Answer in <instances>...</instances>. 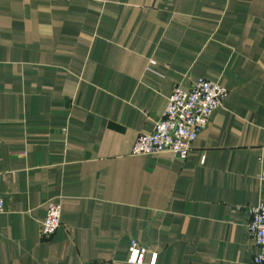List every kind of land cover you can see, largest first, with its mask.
<instances>
[{"label":"crops","instance_id":"1","mask_svg":"<svg viewBox=\"0 0 264 264\" xmlns=\"http://www.w3.org/2000/svg\"><path fill=\"white\" fill-rule=\"evenodd\" d=\"M200 77L229 95L188 158L132 154ZM262 175L264 0H0V264H254Z\"/></svg>","mask_w":264,"mask_h":264},{"label":"built area","instance_id":"2","mask_svg":"<svg viewBox=\"0 0 264 264\" xmlns=\"http://www.w3.org/2000/svg\"><path fill=\"white\" fill-rule=\"evenodd\" d=\"M55 1V0H53ZM229 95L222 84L200 77L189 88L178 85L170 94L162 117L156 121L151 132H142L132 148L134 155L158 154L169 152L173 157L186 160L194 141L205 129L216 109ZM264 177V175H262ZM4 200L0 196V213L4 210ZM248 230L255 240L258 251L253 256L254 264H264V202L249 208ZM62 226V207L50 201L46 217L41 222V232L51 236ZM147 248L133 240L129 247L127 262L142 264ZM156 254L151 263L155 264Z\"/></svg>","mask_w":264,"mask_h":264}]
</instances>
